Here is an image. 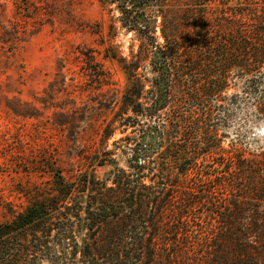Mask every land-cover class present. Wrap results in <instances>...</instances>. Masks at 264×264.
Segmentation results:
<instances>
[{"label": "trees", "instance_id": "obj_1", "mask_svg": "<svg viewBox=\"0 0 264 264\" xmlns=\"http://www.w3.org/2000/svg\"><path fill=\"white\" fill-rule=\"evenodd\" d=\"M111 1L118 3L122 23L145 38L142 46L158 51L151 60L158 74L146 91L150 97L133 75L122 99L134 114L151 116L168 108L166 122L154 126L159 141L148 125L141 134L151 135L149 152L161 147L156 165L152 154L135 149L138 172L118 170L113 185L96 193L85 192L86 175L68 181L58 168L51 170V189L0 222V264H20L30 242L35 257L49 250L54 228L56 238H69L75 250L78 227L88 230L82 247L89 258L96 260L89 250H98L106 264H264V143L256 151L221 148L217 160L224 168L212 177L206 171L204 180L197 162L200 140L180 144L175 138L204 132L210 112L204 98L224 87L231 68L251 75L252 82L264 76V0L221 7L218 16L205 8L193 13L210 0ZM154 16L160 17L164 44L155 42ZM186 103L189 108L180 112ZM255 111L264 118V97ZM135 145L144 146L141 140ZM144 168L154 184L141 181ZM196 212L203 217L192 215Z\"/></svg>", "mask_w": 264, "mask_h": 264}, {"label": "rangeland", "instance_id": "obj_2", "mask_svg": "<svg viewBox=\"0 0 264 264\" xmlns=\"http://www.w3.org/2000/svg\"><path fill=\"white\" fill-rule=\"evenodd\" d=\"M249 1L210 0L193 13L205 8L209 16H218L221 7ZM121 15L111 0H0V222L51 189V170L58 168L68 181L86 175L85 192L96 193L103 185H113L118 170L138 172L135 149L152 154L151 165H156L153 158L161 147L149 152L151 135L141 134L148 125L159 141L156 128L166 122L168 108L151 116L134 114L122 99L133 75L150 97L146 91L158 74L151 62L157 50L142 46L145 38L125 26ZM153 18L155 42L164 44L160 17ZM251 79L231 68L224 87L204 98L210 111L204 132L175 137L180 144L200 140L197 162L202 163L204 180L206 171L212 177L224 168L217 160L221 148L256 151L264 143V118L255 111L264 97V76ZM188 108L186 103L179 110ZM129 115L138 121L127 120ZM136 140L144 146L135 145ZM143 174V183L154 184L147 168ZM197 214L204 215H192ZM87 233L86 227L76 228L74 250L72 240L56 238L54 228L49 250L37 251L35 257L30 242V253L20 264H106L98 250H89L98 256L94 260L82 247Z\"/></svg>", "mask_w": 264, "mask_h": 264}, {"label": "clouds", "instance_id": "obj_3", "mask_svg": "<svg viewBox=\"0 0 264 264\" xmlns=\"http://www.w3.org/2000/svg\"><path fill=\"white\" fill-rule=\"evenodd\" d=\"M247 147H248L249 149H252V150H254V148H255L254 145H247Z\"/></svg>", "mask_w": 264, "mask_h": 264}]
</instances>
